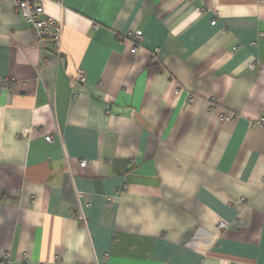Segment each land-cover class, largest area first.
I'll list each match as a JSON object with an SVG mask.
<instances>
[{
  "label": "crops",
  "instance_id": "crops-1",
  "mask_svg": "<svg viewBox=\"0 0 264 264\" xmlns=\"http://www.w3.org/2000/svg\"><path fill=\"white\" fill-rule=\"evenodd\" d=\"M40 3L55 52L0 0V264H264V0Z\"/></svg>",
  "mask_w": 264,
  "mask_h": 264
},
{
  "label": "built area",
  "instance_id": "built-area-1",
  "mask_svg": "<svg viewBox=\"0 0 264 264\" xmlns=\"http://www.w3.org/2000/svg\"><path fill=\"white\" fill-rule=\"evenodd\" d=\"M16 9V11L21 15L24 22L28 24L29 29L31 30L34 38L39 42V46L42 49H46L51 52H55L61 48V29L57 22L50 17L43 15V10L41 7L40 0H10ZM198 10H203V8H197ZM211 23H215V20H212ZM123 40H126L131 43V52L136 53L142 46L143 33L141 30L136 29L128 31L124 34ZM160 49L155 47L151 52V60L157 61L158 54ZM256 61H252L249 64V67H253ZM74 80L79 82H84L86 79L85 72L82 68L77 67L73 75ZM9 86L6 78L0 76V91L6 89ZM210 109H213L217 105V100L211 98ZM227 117L230 120H233L235 114L233 112L226 111L225 114H220L219 117ZM256 124H264V118H259ZM50 136H45V140L49 141ZM84 164V162H81ZM79 220L83 221L82 214L78 216ZM218 226L220 228H227V223L224 221H219ZM1 264H9V261H3ZM41 264V263H38Z\"/></svg>",
  "mask_w": 264,
  "mask_h": 264
}]
</instances>
